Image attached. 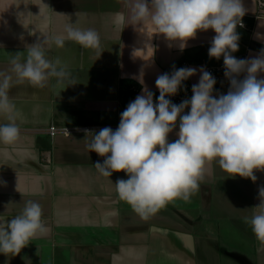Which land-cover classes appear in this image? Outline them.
<instances>
[{
    "label": "crops",
    "instance_id": "obj_1",
    "mask_svg": "<svg viewBox=\"0 0 264 264\" xmlns=\"http://www.w3.org/2000/svg\"><path fill=\"white\" fill-rule=\"evenodd\" d=\"M242 2L248 9L243 20L251 28L237 26L239 50L232 55L251 59L264 48L258 38L264 37V16L255 17L258 0ZM126 15L125 0H0V72L14 80L11 56L44 35H66L67 23L95 29L101 45L98 50L72 41L52 46L48 58L67 65L74 85L53 77L42 88L24 82L9 89L21 113L20 137L11 145L0 143V220L15 217L31 200L42 206L48 231L15 256L0 253V264H264V245L245 222L260 203L264 171H255L253 182L229 176L213 162L188 201L178 198L143 219L116 192L114 183L127 179L126 173L109 178L94 167L104 157L88 151L91 134L85 129L116 130L120 114L144 86L158 102L155 81L167 69L189 62L197 69L190 77L195 85L203 65L223 62V56L208 55L212 29L198 31L181 51L153 33L150 23L126 25ZM7 122L0 115V124ZM52 124L79 130L51 138ZM178 130L179 120L170 142Z\"/></svg>",
    "mask_w": 264,
    "mask_h": 264
},
{
    "label": "clouds",
    "instance_id": "obj_2",
    "mask_svg": "<svg viewBox=\"0 0 264 264\" xmlns=\"http://www.w3.org/2000/svg\"><path fill=\"white\" fill-rule=\"evenodd\" d=\"M126 25L150 23L153 33L163 34L169 47L175 43L183 51L198 31L214 30L208 49L210 58L223 56L224 75L230 81L226 94L213 95L215 78L203 67L198 84L192 86V97L179 105L167 99L177 94L182 82L196 74L195 68H174L171 74L157 77L158 102L144 86L142 94L120 114L116 130L104 127L91 134L89 152L104 157L94 167L104 177L123 171L127 179L114 185L119 198L141 218L148 219L168 203L188 201L203 181L207 165L216 163L229 176L257 180L255 171H264V49L251 59H237L243 17L248 9L242 0H125ZM67 23L65 34L44 35L42 42L26 45L24 53L11 56V73L0 72V143L11 145L20 137L17 121L21 113L9 98V89L27 82L44 87L50 78L58 84L72 80L67 65L57 57L48 58L52 46L63 48L66 41L84 49H100V36L95 29H83ZM259 39H264L258 35ZM23 39V37H21ZM101 54V53H100ZM243 79L239 77L245 74ZM141 73V77H142ZM143 85V79H140ZM190 109L185 114V109ZM175 141L169 134L177 127ZM260 203L253 207L245 222L256 239L264 245V186L258 190ZM42 206L27 201L22 211L10 220H0V253L17 255L37 235L47 233L42 219Z\"/></svg>",
    "mask_w": 264,
    "mask_h": 264
},
{
    "label": "built area",
    "instance_id": "obj_3",
    "mask_svg": "<svg viewBox=\"0 0 264 264\" xmlns=\"http://www.w3.org/2000/svg\"><path fill=\"white\" fill-rule=\"evenodd\" d=\"M264 16V0H258V12L256 14V18ZM244 27L243 28H250L246 22L243 20ZM191 68V64L189 62H183L177 67L176 69L179 68ZM203 68L208 71L216 80V84L214 85V92L213 95L217 96V94H226L229 87H230V81L225 77L224 75V63H216L213 65H203ZM174 68L167 69L163 72L164 73H169L173 71ZM240 79L244 78V74H241L239 77ZM192 80L189 77L187 80L182 82V87L178 90L177 94L172 95V96H167L166 98H169L173 100L176 105H179L182 101L186 99H191L193 93H192ZM159 97V96H158ZM190 111V109H185V114ZM79 129L77 128H60L54 124L50 125L49 128L47 129V133L51 138H54L60 133H72V132H77ZM47 160L50 162V159L47 158Z\"/></svg>",
    "mask_w": 264,
    "mask_h": 264
},
{
    "label": "water",
    "instance_id": "obj_4",
    "mask_svg": "<svg viewBox=\"0 0 264 264\" xmlns=\"http://www.w3.org/2000/svg\"><path fill=\"white\" fill-rule=\"evenodd\" d=\"M261 49H264L263 47H261Z\"/></svg>",
    "mask_w": 264,
    "mask_h": 264
},
{
    "label": "bare ground",
    "instance_id": "obj_5",
    "mask_svg": "<svg viewBox=\"0 0 264 264\" xmlns=\"http://www.w3.org/2000/svg\"><path fill=\"white\" fill-rule=\"evenodd\" d=\"M251 28V27H250Z\"/></svg>",
    "mask_w": 264,
    "mask_h": 264
}]
</instances>
